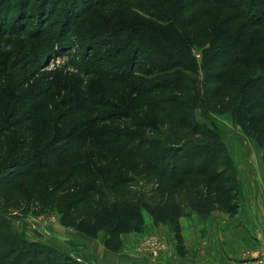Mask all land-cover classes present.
Returning a JSON list of instances; mask_svg holds the SVG:
<instances>
[{"label": "rangeland", "instance_id": "rangeland-1", "mask_svg": "<svg viewBox=\"0 0 264 264\" xmlns=\"http://www.w3.org/2000/svg\"><path fill=\"white\" fill-rule=\"evenodd\" d=\"M87 1L73 3L72 7L82 9L75 17L70 14L68 26L62 22L66 18L63 7H57L50 17L43 14L42 23L50 24L49 32L63 29L73 40L74 45L59 52L51 50V43L40 34L21 29L0 34V232L35 244L40 257H47L46 262L50 263L56 259L57 264H65L68 256L66 264H75L76 259L85 264H156L167 254H171L168 260L176 264L188 254L191 261L198 263L190 254L215 252V248L208 250L205 243H195L192 234L190 239L183 238L184 252L179 253L172 225L155 221L147 213L142 230L123 233L122 246L112 251L104 246L101 236L90 237L61 223L55 201L63 192L84 186L88 178L89 182L105 187L108 200L142 197L152 204L175 201L184 210L182 216L190 217L195 212L200 221H206L215 210L232 217L238 210L231 214L216 206L209 213L200 214L192 206L197 190L206 192L209 177L220 172V176L230 175L237 183L238 204L245 207L243 202L254 198L256 204L263 205L260 190L263 192L264 188V145L242 130L232 111L219 110L232 90L231 78L245 67L246 59L218 63L209 69L199 66L198 71H192L172 61L163 51L157 33L178 27L200 62L206 47L201 40L206 33L243 24L249 30L253 48L264 55V26L259 22L248 24L238 5L215 0L193 1L176 18L166 14L174 0H100L85 5ZM60 2L57 0L56 5ZM15 5L16 1L8 9ZM8 12L5 17L14 21L16 13ZM55 15L58 16L53 20ZM33 27L32 23L28 25ZM124 28L132 30L131 36L120 39L115 33ZM103 30L111 34L103 36ZM82 37L87 38L88 47L82 46ZM136 51H140L138 60L124 76L114 75L118 71L115 67H108L107 72L85 70L96 55L102 62L105 58L119 61ZM184 99L190 109L179 111L178 103ZM258 108L264 114V96L260 97ZM31 110H40L42 115L39 112L32 120L17 122L18 116ZM14 111L17 114L9 117ZM31 127L34 130L29 132ZM204 128L220 136L227 154L213 161L185 155L193 170L201 173L183 174L182 169L173 173L171 168L162 172L158 168L161 152L172 157L173 151L180 154L178 149H183L189 153L193 143L207 142L209 139L201 133ZM60 130L68 132L71 140L82 138L87 130L89 143L70 155L59 173L42 178L41 174L51 171L32 169L26 175L19 173L13 177L7 172V164L36 153L49 135ZM260 131H264V121L255 132ZM37 134L42 139L37 140ZM156 142L164 150L157 151ZM188 165L183 160L180 168ZM66 178L63 188L47 193L56 182ZM77 184L82 185L76 187ZM179 222L182 233L180 219ZM8 243L1 240L0 253L5 254L3 248ZM245 253L248 251L241 255ZM240 258H233L230 264Z\"/></svg>", "mask_w": 264, "mask_h": 264}, {"label": "trees", "instance_id": "trees-1", "mask_svg": "<svg viewBox=\"0 0 264 264\" xmlns=\"http://www.w3.org/2000/svg\"><path fill=\"white\" fill-rule=\"evenodd\" d=\"M14 1H16V5L12 10L10 8L9 10V5L14 3ZM14 1L6 0L5 2V0H0V34L14 32L17 29L29 31L36 35L40 34L45 36L47 42L51 43V50L57 52L66 46L74 45L71 36L64 34L62 32L63 29H60L58 32L51 29V32H49L48 25L50 24L42 23V20L45 16L43 14H49L48 17H50V14H53L57 7L59 9L63 7V16L66 18L62 19L63 21L59 20L67 26L70 25V19H68L70 14L75 17L82 9V6H78L77 8L72 7L76 0H61L62 2H60L59 6L56 5L57 0H41V2L37 0L39 4L37 2L31 3V1L27 4L24 3L25 1ZM99 1L88 0L85 5ZM149 1L151 2V0ZM193 1L197 0H174V3L168 8L166 14H171L172 17L176 18L178 13L186 7L191 6ZM215 1L219 3L223 2L230 6L238 5V9L242 13L241 15L247 20L248 24L251 23L252 25L255 22H259L264 26V0ZM54 5L56 6L54 7ZM8 11L16 13L14 21L5 17L6 14H9ZM54 14L58 13L55 12ZM57 16L55 15L53 20ZM34 18L36 19L34 20ZM170 19L172 18L167 20L171 21ZM30 23L33 24V28H28ZM60 24L62 25L61 22ZM245 26L246 24L239 25L238 27L227 26L206 33L201 40V44L206 47L203 49L200 62L195 58L191 47L185 42L178 27L160 30L157 35L163 51L171 56L172 61L179 62L192 71H198L199 66L203 69H209L218 63L226 64L229 61L246 59L245 67L231 78L232 90L228 92L226 99L220 103L219 110L222 112L232 111L236 123L242 130L246 134L254 135L257 142L263 146L264 131L258 133L255 131L264 121V114L258 108L259 99L264 96V55L253 48V40L250 38L249 30ZM88 31L93 32L94 30ZM131 32V29L124 28L119 29L115 34L120 39H126L131 36ZM102 33L103 36L111 34L107 30H103ZM80 39H84L80 41L82 46L88 47L87 38L82 37ZM120 47L119 51L123 49L122 46ZM139 54L140 51L133 52L130 54V58L123 59L122 57L119 61L105 58L104 62L101 61L99 55H96L95 59L86 64L85 70L92 68L93 71L107 72L108 67H115V70L118 71L114 75H125L129 71L130 66H132V63L138 60L136 56ZM103 63L104 65H101ZM188 105L185 99L184 101L181 100L178 103L179 111L190 109ZM15 112L17 114V111H14L13 114H9V117L15 116ZM39 112L40 110H31V112H27L21 117L18 116L17 122L19 123L24 119L32 120L34 117L39 116ZM41 115L42 113L40 112ZM17 122L14 123L17 124ZM28 130L30 132L34 129L31 127ZM85 131L86 134L83 133L82 135L84 136L82 138L77 135L78 137L75 140H71L72 136L70 137L68 132H64L63 130L55 131L53 135L47 137V142L36 153L16 158L13 162L7 164L5 167H10L7 169V172H11L13 175H10L13 177L19 173L26 175L32 169V171L45 169L51 172L41 174L42 178L55 176L61 171L70 155L84 149L83 144L89 143L87 130ZM201 133L209 139L207 142L193 143L189 148L190 154L183 149H178L180 154L173 151L172 157L166 156L165 152H161L159 158H157L158 168L162 172H166L171 168L173 173L181 169L180 172L183 174L201 173L193 170L192 162L184 158L185 155H190L195 160L204 158L208 161H213L220 155L227 154V147L216 132L204 128ZM35 138L39 140L41 136L37 134ZM84 140L86 141L84 142ZM73 142H76L75 146L71 145ZM114 146L122 145L121 143H114ZM155 149L161 151V149L164 150V146L156 142ZM50 158L55 162L52 163L50 160H47ZM183 160L189 162V165L180 168V163ZM219 173L209 177L205 187L206 192L197 190V198L193 201L192 206L200 214H207L216 206H220L231 214H234L238 210L239 204L236 202L238 196L237 183L232 176H220ZM124 179L122 178V183ZM66 182L67 178L56 182L47 193H55L57 189L63 188ZM88 182L87 178L84 186H80L82 184L76 185V187L80 186L76 191L67 190V192H63L58 196V200L55 202L60 212L59 219L61 223L70 225L90 237L101 236L104 246L109 250L115 251L122 246L121 235L123 233L142 230L144 216L147 213L155 221L170 223L172 225L177 241L176 249L179 253L184 252L183 236L179 222L180 217L184 214V210L178 202L164 201L152 204L142 197L132 199L117 197L108 200L105 196V187H102V184ZM2 239L10 243L3 248L5 254L0 253V264H57L56 259H53L50 263L46 262L47 257L46 259L40 257V252L35 250L37 246L33 243L15 240L0 232V244ZM65 259L66 264L70 260V257L67 256ZM73 261H75V264H85L82 260L76 259Z\"/></svg>", "mask_w": 264, "mask_h": 264}, {"label": "crops", "instance_id": "crops-1", "mask_svg": "<svg viewBox=\"0 0 264 264\" xmlns=\"http://www.w3.org/2000/svg\"><path fill=\"white\" fill-rule=\"evenodd\" d=\"M261 177L264 182V172ZM260 195L264 200V188L263 192L260 190ZM255 202L254 198L246 200L243 202L245 207L239 203L238 212L232 217L219 210L212 211L206 221L196 219L195 212L190 217L181 216L183 238L190 239L193 234L195 243H205L208 250L215 248V252L190 254L199 260L198 263L191 261L188 254L177 261V264H230L233 258L243 256L241 253L244 250L248 251L245 253L248 256H264V203L260 205ZM205 253L208 255L205 256ZM169 255L171 254L160 257L161 262L156 261V264H176L168 260Z\"/></svg>", "mask_w": 264, "mask_h": 264}, {"label": "built area", "instance_id": "built-area-1", "mask_svg": "<svg viewBox=\"0 0 264 264\" xmlns=\"http://www.w3.org/2000/svg\"><path fill=\"white\" fill-rule=\"evenodd\" d=\"M235 264H264V256H248L245 254L242 258L236 260Z\"/></svg>", "mask_w": 264, "mask_h": 264}]
</instances>
